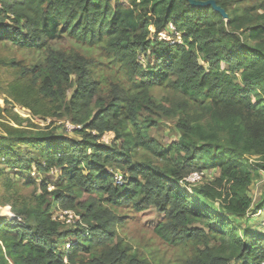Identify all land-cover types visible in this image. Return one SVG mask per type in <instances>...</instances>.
<instances>
[{
  "label": "trees",
  "instance_id": "obj_1",
  "mask_svg": "<svg viewBox=\"0 0 264 264\" xmlns=\"http://www.w3.org/2000/svg\"><path fill=\"white\" fill-rule=\"evenodd\" d=\"M216 1L227 21L189 0H0V41L36 55L0 66L80 134L31 118L25 127L0 106V176L60 170L52 191L43 181L30 198L8 178L0 205L14 216L0 215V264H150L119 234L126 208L156 215L147 223L181 250L176 264H264V234L238 225L264 173V0ZM65 36L100 55L52 46ZM158 116L178 118V141L150 136ZM210 169L214 179L189 184ZM263 203L264 193L255 212ZM65 211L76 228L55 217Z\"/></svg>",
  "mask_w": 264,
  "mask_h": 264
},
{
  "label": "rangeland",
  "instance_id": "obj_2",
  "mask_svg": "<svg viewBox=\"0 0 264 264\" xmlns=\"http://www.w3.org/2000/svg\"><path fill=\"white\" fill-rule=\"evenodd\" d=\"M153 29V28H152ZM159 36L172 39L167 31L160 32ZM179 40V38H178ZM54 48L64 49L71 52H79L85 56L97 58L100 51L96 48L87 47L84 44L65 36L54 39L52 41ZM13 59L20 61V65L16 69L21 68L23 65H29L36 59L34 52L18 49L14 45L0 41V63L10 64ZM152 57L142 56V61L149 63L153 61ZM23 62L24 64H21ZM1 65V64H0ZM0 78L2 89L0 91V106L10 114H18L22 117L25 127L30 125V118L37 125H48L49 130H55L57 134H66L69 137L80 139V134L74 131L75 125L72 124L70 117L62 116H48V106L46 101L42 98L39 92L30 85L29 82L20 79L16 76L13 70L0 66ZM75 87L69 89L68 96L72 97ZM158 97L164 94L162 88L155 89ZM158 115V114H156ZM29 119V120H28ZM5 119L3 122H6ZM159 124L149 130L151 137L159 140L160 143L165 145L169 142L178 141L181 137V132L177 128L178 118H163L158 116ZM1 134V131H0ZM123 141V140H121ZM121 144V142H119ZM2 165V164H1ZM0 165V166H1ZM116 173L124 176L123 173L116 171ZM219 174L218 170H206L201 173H193L196 181H189L190 185L196 186L214 179ZM60 170H54L49 173L41 174L35 169L29 174H20L16 169H7L0 176V199L8 184V178L13 181V191L19 193L21 196L30 198L35 197L36 194L41 193L38 184L41 182L48 183L49 190L52 191L54 183L58 181ZM37 181L35 184H26V180ZM124 179V177L122 178ZM191 187V186H190ZM12 191V192H13ZM264 193V173L258 179H255L249 187V195L253 199V204L248 212V215L238 225L241 229L248 230L250 233L264 234V203L260 209L255 212L256 207L262 199ZM53 198V197H51ZM261 211V212H260ZM123 215V222L119 224V234L125 239L126 243L132 248L131 253L137 254L140 258H144L150 264H176L182 258V252L179 248L174 247L163 241L152 228L148 225L147 221L156 215H146L140 212H135L132 208L122 209L120 212ZM0 215L13 217V212L10 206L0 205ZM73 211L56 212L55 217L65 220L68 228H76L78 217L75 218ZM74 239V236L63 239L66 245Z\"/></svg>",
  "mask_w": 264,
  "mask_h": 264
},
{
  "label": "water",
  "instance_id": "obj_3",
  "mask_svg": "<svg viewBox=\"0 0 264 264\" xmlns=\"http://www.w3.org/2000/svg\"><path fill=\"white\" fill-rule=\"evenodd\" d=\"M189 2L197 7H212L215 11L221 13L226 21L229 19L228 12L216 0H189Z\"/></svg>",
  "mask_w": 264,
  "mask_h": 264
},
{
  "label": "built area",
  "instance_id": "obj_4",
  "mask_svg": "<svg viewBox=\"0 0 264 264\" xmlns=\"http://www.w3.org/2000/svg\"><path fill=\"white\" fill-rule=\"evenodd\" d=\"M171 27L174 29V27L171 25ZM161 34V33H159ZM160 38H163V39H168L167 37H164V36H160ZM179 40H180V36H178ZM170 39V38H169ZM181 41V40H180ZM116 175V179H117V182H121L123 179L122 175L121 174H118V173H115ZM188 181H193L195 182L196 181V177H194V175H191L190 177L187 178ZM261 212V211H260ZM263 223H264V220H263Z\"/></svg>",
  "mask_w": 264,
  "mask_h": 264
}]
</instances>
